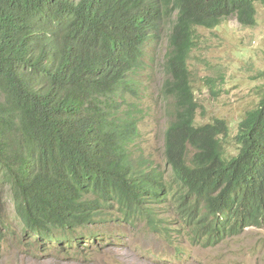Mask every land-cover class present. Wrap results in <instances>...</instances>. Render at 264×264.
Segmentation results:
<instances>
[{"label":"trees","instance_id":"16d2710c","mask_svg":"<svg viewBox=\"0 0 264 264\" xmlns=\"http://www.w3.org/2000/svg\"><path fill=\"white\" fill-rule=\"evenodd\" d=\"M257 5L264 0H0L1 231L79 256L109 223L142 222L170 247L182 237L210 248L263 228L264 84L230 154L224 120L197 124L189 68L197 29L231 17L253 26ZM165 30L162 168L136 145L149 53Z\"/></svg>","mask_w":264,"mask_h":264},{"label":"rangeland","instance_id":"374dc122","mask_svg":"<svg viewBox=\"0 0 264 264\" xmlns=\"http://www.w3.org/2000/svg\"><path fill=\"white\" fill-rule=\"evenodd\" d=\"M256 9L253 26L242 27L231 17L216 29H197V45L189 59L193 90L202 109L197 124L224 120L229 127L224 146L230 154H236L233 138L237 125L255 107L264 84V6ZM168 35L169 30H165L158 47L149 53L154 60L150 98L145 100L149 113L140 125L136 145L137 155L151 154L162 168L163 133L169 118L157 91L166 78L161 64L168 50ZM207 78L216 80L214 91L204 86ZM4 210L11 217L9 203ZM97 232L100 237L92 246L95 248L82 249L81 255L75 256L30 247L17 232L4 234L0 229V264H264V227L246 229L210 248L190 246L182 237L170 247L148 233L142 222L135 226L109 223Z\"/></svg>","mask_w":264,"mask_h":264}]
</instances>
